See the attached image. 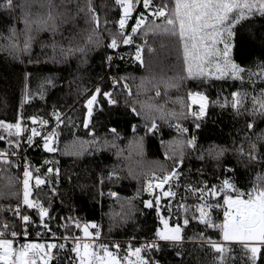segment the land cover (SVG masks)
Masks as SVG:
<instances>
[{"label":"trees","instance_id":"16d2710c","mask_svg":"<svg viewBox=\"0 0 264 264\" xmlns=\"http://www.w3.org/2000/svg\"><path fill=\"white\" fill-rule=\"evenodd\" d=\"M17 2L26 4L30 0ZM55 2L59 4L60 0ZM77 3L84 5L86 0H72V3L67 5L68 22L61 23L55 37L48 32L38 34L29 52H13L7 47V41L0 39V120L14 123L19 115L23 118V124L32 126L28 117L36 116L49 121L48 125L42 126L44 134H50L53 128L57 129L52 143L57 149L55 152L43 149L41 137L34 138L39 147L34 145L28 148L27 145H22V149H27L22 150V157L28 161L34 175H40L51 182L37 187L32 181V198L39 199L49 207L52 216L57 219L71 215L82 222H95L101 229V239L104 242L118 241L125 247L131 242L132 245L139 246L145 238H151L159 221L154 209L147 210L143 207V199L149 198L148 194L142 191L143 183L153 172L163 175L165 169L173 167V160L177 158L172 152L177 131L175 127H170L169 123L157 119L159 131L155 135L146 134L145 118L134 115L131 107L134 105L140 110L143 103L147 112L148 105H164L165 109L178 112L181 108L179 100L182 98L186 105L187 93L190 90L203 92L208 97L209 104L207 116L200 122V129L194 128L192 117L171 121L173 125L180 123L188 128L187 136L190 137L195 131L197 137L195 151L185 148L180 184L199 186L204 181H207L208 185L219 184L227 176L241 190L251 188L256 174L264 173V166L250 163L247 155L238 154L236 149L243 141L245 153L248 151L244 136L248 133L249 137L256 141L259 153L264 155V140L257 139V134L264 130V118L257 117L255 127L250 132L246 124L252 117L246 113L236 115L230 106L221 107L220 104L227 101L230 105L232 91L251 92L253 87L257 91L264 88V83L259 80L255 86L249 82L250 73H259L264 69V19L256 16L245 21L241 26L243 31L238 33L239 37L254 32L256 37L255 41H249L248 44L241 42L233 52V59L245 69L242 74L243 81L230 77L209 78L206 83L200 80H177L179 86L168 88L165 95L162 81L183 74L182 51L172 38L151 33L146 37L143 33L134 35L130 45L121 43L116 52L108 49L106 43L109 35L105 29L115 31L114 22L118 19L114 0H92L101 21L102 36L99 44L91 46L86 56L79 52L66 57L60 54L59 46L67 49L70 40L72 47L83 45L91 27L86 22L84 12L76 14ZM36 7L33 5V10ZM15 15H20L19 8L16 9ZM106 19L111 22L105 25ZM8 23H11V17L0 11V33H8ZM132 23L134 19L129 21V24ZM18 26L23 28L24 25L20 23ZM128 31L130 32V28ZM53 40L58 45L55 55L51 47ZM20 41L22 47L23 37ZM138 45L142 46L143 66L134 60ZM149 48L152 51H149ZM109 54L114 57L111 67L106 63ZM110 77L124 78L132 95L129 96L124 91L123 84L113 88ZM151 78H155L154 83H159L160 96L156 95L152 83H147L146 88L138 94L137 86L141 81ZM49 79L53 84L46 83ZM98 84L105 91L111 90L118 103L109 107L104 101V110L96 111L89 128L84 129V109L80 103L84 99L83 89L90 91ZM25 95L28 96L27 100L24 99ZM100 99L103 100V97ZM56 109L64 114L61 118L65 119V123L59 126L52 115ZM69 116L74 121L71 126L67 124ZM133 125H136L135 133ZM35 126L41 128L39 124ZM110 128H115L118 133V138L114 141L116 147H105L97 151L91 141L98 138L101 144L104 141L112 142L113 134L109 131ZM90 130L94 131V136L88 134ZM5 146L4 142L0 141V148ZM216 146L227 150L222 156L213 158L206 150ZM119 150H122L120 156L117 155ZM202 152L204 158L199 159ZM166 154L172 158H167ZM225 166L234 171L225 173ZM48 168L59 169V174L55 171L48 173ZM113 170L119 173L120 179L110 182L107 174ZM18 175L19 170L14 167L9 171H0V204L7 206L19 202L21 191ZM101 178L103 184L100 183ZM173 183L175 184V181ZM52 189L56 190L55 196H52ZM109 191L116 192L118 197H111ZM176 191L178 195L169 198L173 200L172 209L177 211V203L188 204L187 217L190 223L184 228V239L178 248H165L156 253V258L161 264H217L218 254L207 244H202L198 237L199 233L204 231L213 239H218L219 232L205 229L203 225L192 220L194 200L191 195L187 200H181L185 194L183 187ZM130 208L132 218L121 220V215ZM162 213L167 214L166 208L162 209ZM0 215L8 217L9 220L13 219L8 212ZM222 216V211L213 212V219L218 223L222 222ZM33 218H36L35 212ZM176 222L177 217H172L171 223ZM180 223L182 224V218ZM50 224L53 231H60L56 220L50 221ZM38 230L29 228L31 240L41 242L51 239L46 233L37 236ZM23 239V236H20L18 241L23 242ZM230 248L225 257L227 264H244L241 247L232 245ZM177 250L181 252L179 257L176 255Z\"/></svg>","mask_w":264,"mask_h":264},{"label":"snow or ice","instance_id":"6c2138e0","mask_svg":"<svg viewBox=\"0 0 264 264\" xmlns=\"http://www.w3.org/2000/svg\"><path fill=\"white\" fill-rule=\"evenodd\" d=\"M70 3L72 0H60L59 4L55 0H30L26 4H18L17 0H0V11L11 17V23L7 24L8 33L6 35L0 33V39L6 40L7 47L13 52H29L38 34L48 32L55 37L61 23L68 22L67 5ZM33 5L37 6L35 10ZM114 7L118 9V19L114 22L115 31L105 29L109 35L106 47L113 52L118 50L121 43L130 45L133 36L140 33H143L145 37L150 33L166 35L178 44L182 51L183 74L162 81L165 95L168 88L179 86L177 80H200L206 83L209 78L230 77L243 81L242 74L245 69L233 59V52L241 42L248 44L249 41H255L256 37L254 32L239 37L238 33L243 31L241 26L245 21L256 16L264 19V0H159V2L157 0H114ZM17 8L20 9L18 17L15 15ZM81 12L85 13L86 22L91 27L83 45L72 47L70 40L67 49L59 46L60 54L65 57L76 52L86 56L91 46L99 44L102 36L101 21L92 0H86L84 5L77 3L76 14ZM132 19L134 23L129 24ZM110 22L107 19L104 21L105 25ZM20 23H23V28L18 26ZM21 37H23L22 47ZM51 47L55 55L58 47L55 40ZM149 51L152 49L149 48ZM141 53L142 46L138 45L134 60L139 61L143 66L144 60ZM113 59L111 54L106 57L109 67ZM110 79L113 88L123 84L124 91L129 96L132 95L124 78L110 77ZM154 80L155 78L148 81L142 80L137 86L138 94L140 90L146 88L147 83H152V87L156 89V95L160 96L159 83H154ZM257 80L264 83V69L259 73H250L249 82L253 86ZM46 83L53 84V81L49 79ZM83 94L84 99L80 103L84 109L82 123L85 129H88L92 123L94 113L104 110V101L109 107L118 103L113 98L112 91L103 90L99 84L90 91L83 89ZM100 97H103V100ZM24 99L27 100L28 96L25 95ZM179 103L181 108L178 112L169 111L164 105H148L147 112L143 103L140 110L134 105L131 107L134 115L145 118L146 134L155 135L159 131L157 119L169 123V126L175 127L177 131V138L172 149L173 155L177 157L173 160V167L165 169L163 175H156L153 172L151 177H146L143 183L142 191L149 196L143 199V207L154 209L159 223L155 226L151 238H145L139 246H134L131 242L127 247L118 241L104 242L101 239V229L95 222H82L71 215L67 218L60 216L57 219L52 216L49 207H46L39 199L32 198L33 180L37 187L51 182L40 175H34L28 161L20 157L22 145H27L28 148L34 145L39 147L34 138L41 137L43 149L47 152H55L57 149L52 146V143L57 129L53 128L50 134H44L42 126L48 125L49 121L36 116L28 117L32 126L23 124V118L19 115L14 123L0 120V141L6 145L0 148V171H9L13 167L19 169L20 163L14 158H19L24 164L22 174L17 176L22 186L19 202L7 206L0 204V214L8 212L13 217L9 220L8 217L0 215V264H161V261L156 258V253L165 248L177 249L184 239L182 235L184 228L190 223L187 217L189 205L177 203V211L174 212L173 200L169 199L178 195L176 189L180 187L184 188L185 193L181 200H187L189 195L194 200L192 220L203 225L205 229L219 232L218 239H213L204 231H201L198 237L202 244H207L214 253L218 254L217 264H227L225 257L232 245H238L243 250L244 264H264V173L258 172L251 188L246 191L237 187L236 183L227 176L219 184L208 185L207 181H204L199 186L181 185L179 178L185 148L195 151L197 137L195 131L190 137L187 136L188 128L180 123L173 125L171 121L192 117L194 128L200 129V122L207 116L209 99L201 91L190 90L187 93V104H184L182 98ZM194 105L197 107L194 108ZM220 106H230L236 115L246 113L252 117L246 124L251 132L255 127L256 118H264V88L257 91L253 87L251 92L232 91L230 105L225 101ZM52 115L57 121V126L65 123V119L61 118L64 114L60 110H54ZM73 123L72 118L67 117V124L71 126ZM38 124L41 126L40 129L35 126ZM109 131L113 134L112 142L104 141L101 144L98 138L91 141L97 151L105 147H116L114 141L118 138V133L115 128H110ZM135 131L136 125H133V132ZM88 134L94 136V131L90 130ZM244 136L248 143V151L245 153L243 141L236 151L242 156L247 155L250 163L264 166V155L259 153L256 141L252 140L248 133ZM257 139L264 140V130L257 134ZM23 150L27 151L26 148ZM226 150L216 146L206 151L209 156L218 158ZM117 155H122V150H119ZM198 158L203 159L204 153L202 152ZM53 171L59 174V169L48 168L47 170L48 173ZM224 171L229 173L234 169L225 166ZM107 178L111 182L119 180L120 176L113 170L108 172ZM100 183L103 184V178ZM108 194L113 198L118 197L114 191H109ZM55 195L56 190L52 189V196ZM129 205L131 206V201ZM165 208L166 215L162 213V209ZM214 211L217 213L222 211V222L218 223L213 219ZM33 212L36 214L35 219ZM174 216L177 217L175 224L171 223V218ZM120 218L123 221L132 218L131 208ZM52 220H56L60 231L52 230L50 224ZM30 227L34 230L39 229L36 231L37 236L46 233L51 239L41 242L31 240ZM20 236H23V242L18 241L17 238ZM176 255L181 256V252L177 250Z\"/></svg>","mask_w":264,"mask_h":264},{"label":"built area","instance_id":"2783aa9c","mask_svg":"<svg viewBox=\"0 0 264 264\" xmlns=\"http://www.w3.org/2000/svg\"><path fill=\"white\" fill-rule=\"evenodd\" d=\"M23 153H22V150L20 152V157H22ZM18 159V162L20 163V168L18 169L19 170V175L22 174V170H23V167H24V164L23 162L19 159ZM21 186V185H20ZM21 194H22V191H21ZM223 217V216H222ZM20 237H18L17 239H19ZM144 241L141 242V244L143 243Z\"/></svg>","mask_w":264,"mask_h":264},{"label":"rangeland","instance_id":"374dc122","mask_svg":"<svg viewBox=\"0 0 264 264\" xmlns=\"http://www.w3.org/2000/svg\"><path fill=\"white\" fill-rule=\"evenodd\" d=\"M35 182H34V180H33V184H34ZM20 191H22V186H20ZM22 195V194H21Z\"/></svg>","mask_w":264,"mask_h":264},{"label":"bare ground","instance_id":"6f19581e","mask_svg":"<svg viewBox=\"0 0 264 264\" xmlns=\"http://www.w3.org/2000/svg\"><path fill=\"white\" fill-rule=\"evenodd\" d=\"M35 140V139H34ZM23 150V149H22ZM25 153V152H24Z\"/></svg>","mask_w":264,"mask_h":264},{"label":"water","instance_id":"95a60500","mask_svg":"<svg viewBox=\"0 0 264 264\" xmlns=\"http://www.w3.org/2000/svg\"><path fill=\"white\" fill-rule=\"evenodd\" d=\"M85 129V128H84ZM147 210H149V209H147Z\"/></svg>","mask_w":264,"mask_h":264}]
</instances>
